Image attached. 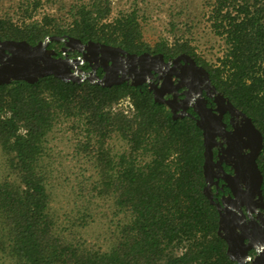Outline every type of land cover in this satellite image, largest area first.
Listing matches in <instances>:
<instances>
[{"label": "trees", "instance_id": "trees-1", "mask_svg": "<svg viewBox=\"0 0 264 264\" xmlns=\"http://www.w3.org/2000/svg\"><path fill=\"white\" fill-rule=\"evenodd\" d=\"M41 6L22 0L17 17L0 12V38L35 43L66 34L133 52L184 51L202 64L261 132L256 162L264 200V0H202L204 20L220 41L213 60L182 36L144 40L135 7L110 16L112 0H74L65 15L36 16ZM122 97L131 111L114 107ZM64 120L97 169L89 191L111 198L121 215L107 249L68 238L50 211L45 141ZM114 137L124 143L118 152L108 144ZM0 149L8 170L0 180V264H252L231 259L217 233V208L203 192L201 129L192 117L172 118L146 89L53 75L0 83Z\"/></svg>", "mask_w": 264, "mask_h": 264}, {"label": "water", "instance_id": "water-1", "mask_svg": "<svg viewBox=\"0 0 264 264\" xmlns=\"http://www.w3.org/2000/svg\"><path fill=\"white\" fill-rule=\"evenodd\" d=\"M62 41V54L55 55V51L47 47L49 41ZM89 46H95L103 53L104 49H119L108 44L88 40L83 43L79 38L70 35H46L42 40L35 43H29L25 39L0 38V83H8L11 80L26 81L29 83L36 82L40 77L53 75L64 81H82L87 79L92 83H97L102 86L111 84H119L123 81L129 82L131 85H137L142 82L135 80L133 74H144L149 65L162 60L161 53L150 54L148 52L126 53V57L120 62L121 66L129 69H135L137 65L139 70H134V73L119 74L121 67L116 69L111 65L110 59H103V62L111 61L106 68L104 63H101L104 73L98 76L91 72H86L79 64L84 60V55L68 57L65 51L68 49H76L82 51ZM102 57V55H100ZM177 60V57H176ZM193 64L194 60L191 58ZM128 70V69H127ZM199 70L204 71L206 78L207 72L200 66ZM208 79V78H207ZM147 82V81H146ZM149 84L150 89V82ZM213 90L216 96L225 100V109L230 113L240 114L245 123L243 126L235 127L232 132L225 134L223 132L224 125L221 121V112L225 109L217 106L213 109L207 108L204 103H201V108H193L197 113L195 124L201 129L203 143V162L202 171L205 184L203 192L209 202L214 204L218 211V226L217 233L223 238L226 243V254L238 262L250 261L252 264H264V243L251 245L250 241H243V236L235 231L237 227H241L240 220L235 212H241L243 200L247 197H255V204L264 207V200L261 192L262 174L257 166L256 157L262 147L261 132L254 126L250 117L240 109L236 108L232 102L217 91L213 85ZM154 100H158L154 97ZM226 136L227 154L232 155L233 174L224 176L225 182L230 187L232 196L222 197L220 201L215 200L210 189L209 168L212 161V146L215 143V135ZM249 147L247 153L241 154V147ZM230 163L229 161L225 160ZM220 165V161H219ZM217 183V181H215ZM243 184L244 188H239ZM247 204V203H246ZM248 208L249 205L247 204ZM250 212V209H248ZM237 216V217H236ZM254 247L256 254L250 256L247 254V249Z\"/></svg>", "mask_w": 264, "mask_h": 264}, {"label": "rangeland", "instance_id": "rangeland-1", "mask_svg": "<svg viewBox=\"0 0 264 264\" xmlns=\"http://www.w3.org/2000/svg\"><path fill=\"white\" fill-rule=\"evenodd\" d=\"M20 1L0 0V12L17 17ZM42 1L43 6L38 8L36 16L47 11L52 15H65L67 5L74 0ZM134 7L138 9L144 40L153 43L160 36L168 40L182 36L192 41L198 54L205 59L213 60L220 54V41L202 15V0H112L110 16ZM114 107L132 109L127 97H122ZM80 137L68 120L56 122L46 136L43 162L48 172L50 211L57 218L59 230L68 238L107 249L115 239L121 215L115 212L111 198L89 191L98 175L94 161L77 148ZM108 144L113 152L124 148L123 141L116 137L108 140ZM7 173L0 149V180Z\"/></svg>", "mask_w": 264, "mask_h": 264}, {"label": "flooded vegetation", "instance_id": "flooded-vegetation-1", "mask_svg": "<svg viewBox=\"0 0 264 264\" xmlns=\"http://www.w3.org/2000/svg\"><path fill=\"white\" fill-rule=\"evenodd\" d=\"M51 41L48 42L47 47L53 49L56 56L61 55L63 42L59 40L56 41L57 43H52ZM87 41L83 43H86ZM108 45L119 49H104L101 54L97 47L89 46L88 48H84L82 51L68 49L65 51V54L68 57L84 55V60L81 64H79V66L84 71H92L98 76H101L104 73L100 64L104 63L106 68L109 69L108 65L111 63V61H108L109 64L103 62L104 58L113 61L111 65L113 68L118 69L121 67V71L118 72L119 74L122 72L125 73V75L128 73L133 74L134 70H139L138 65L135 69H129L128 67L125 68L124 66H121L120 62L124 57H126L127 52L140 53L143 51L133 52L118 45ZM148 53H161L162 60L149 65L144 74H133L135 76V80H142L140 84L131 85L127 81H123L122 83L135 86L139 90L146 89L149 91L153 99L154 97L158 99L157 101H154L163 104L164 107L170 111L172 118L189 116L195 121V118L198 115L193 108H201V103H204V105L210 109L217 106L221 107V109H225V100L218 98L216 96V92L211 87L213 84L209 78L208 71L190 54L184 51H179L174 54H164L162 52ZM100 55H102V57ZM191 58L194 60L195 64L192 63ZM200 66L207 72L208 79L206 78L204 71L199 70ZM146 81L150 82V89L148 87L149 84ZM221 113V121L224 125L223 132H225V134L232 132L235 127L243 126L245 123L244 118L240 114L230 113L226 109ZM225 134L224 136H220L218 134L215 135V143L211 148L212 161L209 168L210 189L213 197L217 201H220L222 197L232 196L230 187L224 179V176L233 174L234 170L231 165L232 155L227 154L228 152L224 150L226 148ZM249 150V147L243 146L240 148V153L244 154ZM215 181H217V183H215ZM239 188H244L243 184H240ZM243 202L244 204L241 205V212L238 213L235 210L238 219L241 222V227H237L235 231L243 236V241H250L251 245L264 243V207L255 204V197H251L250 199L246 197ZM246 203L249 205V208ZM248 209H250V212ZM246 251L251 257L256 254V250L253 246L248 248Z\"/></svg>", "mask_w": 264, "mask_h": 264}, {"label": "built area", "instance_id": "built-area-1", "mask_svg": "<svg viewBox=\"0 0 264 264\" xmlns=\"http://www.w3.org/2000/svg\"><path fill=\"white\" fill-rule=\"evenodd\" d=\"M127 98H128V97H127ZM125 111H126V110H125ZM125 111H124V112H125Z\"/></svg>", "mask_w": 264, "mask_h": 264}]
</instances>
